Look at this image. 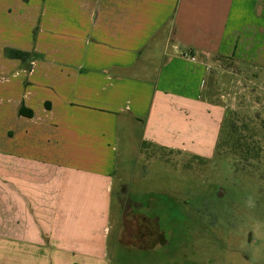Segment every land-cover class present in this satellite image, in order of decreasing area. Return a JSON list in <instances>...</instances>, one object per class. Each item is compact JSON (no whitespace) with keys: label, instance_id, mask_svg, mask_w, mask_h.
Segmentation results:
<instances>
[{"label":"crops","instance_id":"crops-1","mask_svg":"<svg viewBox=\"0 0 264 264\" xmlns=\"http://www.w3.org/2000/svg\"><path fill=\"white\" fill-rule=\"evenodd\" d=\"M203 58L264 76V0H0V264H114L120 152L215 154L228 107Z\"/></svg>","mask_w":264,"mask_h":264},{"label":"rangeland","instance_id":"rangeland-1","mask_svg":"<svg viewBox=\"0 0 264 264\" xmlns=\"http://www.w3.org/2000/svg\"><path fill=\"white\" fill-rule=\"evenodd\" d=\"M202 61L228 107L215 154L120 152L110 215L114 264L124 251L129 264H264V76ZM118 231L143 248L115 247ZM158 232L166 242L155 240Z\"/></svg>","mask_w":264,"mask_h":264},{"label":"trees","instance_id":"trees-1","mask_svg":"<svg viewBox=\"0 0 264 264\" xmlns=\"http://www.w3.org/2000/svg\"><path fill=\"white\" fill-rule=\"evenodd\" d=\"M5 56L8 58L20 60L27 69H30L31 65L29 62L31 59V55L29 53L19 51V50L6 49L5 50ZM18 114L22 115V116H26V117L32 116V112L30 110H27L26 108H24L23 105L19 108Z\"/></svg>","mask_w":264,"mask_h":264},{"label":"built area","instance_id":"built-area-1","mask_svg":"<svg viewBox=\"0 0 264 264\" xmlns=\"http://www.w3.org/2000/svg\"><path fill=\"white\" fill-rule=\"evenodd\" d=\"M191 61H194V59L192 58Z\"/></svg>","mask_w":264,"mask_h":264}]
</instances>
